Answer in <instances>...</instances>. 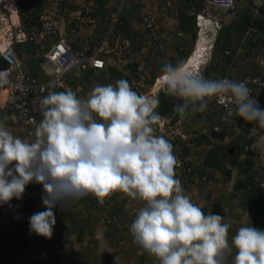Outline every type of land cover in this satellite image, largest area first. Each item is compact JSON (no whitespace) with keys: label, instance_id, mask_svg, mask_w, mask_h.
I'll return each mask as SVG.
<instances>
[{"label":"clouds","instance_id":"1","mask_svg":"<svg viewBox=\"0 0 264 264\" xmlns=\"http://www.w3.org/2000/svg\"><path fill=\"white\" fill-rule=\"evenodd\" d=\"M20 1L25 0H18L19 16ZM27 1L32 7L36 0ZM216 11L215 19L219 21ZM213 39L214 35L207 40L205 53L210 56L203 57L199 67H186L183 60L165 61L152 95L139 94L126 79L96 83L86 98L70 87L49 91L40 100L42 119L32 121L35 130L31 140L15 136L7 127V117L0 119V205L11 207L13 198L23 199L26 186L40 184L45 210L29 217V231L51 239L56 224L54 208L69 210L74 202L90 194L104 204L112 194L123 193V201L131 197L144 202L129 232L138 252L154 256L157 260L153 262L229 264L231 258V264H264V229L241 226L229 242L231 222L212 211L206 214L185 193L176 176L179 161L174 153H186L177 149L174 141L200 132L191 123L196 113L207 112L213 98L230 100L222 119L238 117L264 127V108L245 82L204 75ZM3 82L5 78L0 75ZM57 86L64 87L56 81L49 85ZM163 94L182 101L174 107L178 113L158 112ZM170 113L185 118L181 131L184 137L178 134L172 140L156 134L154 125L160 114ZM204 130L212 136V143H225L227 151L232 148L233 152L228 135L218 138L217 125H208ZM194 154L193 166L202 164L200 159L195 161ZM225 167L231 170L230 165ZM109 203L113 206L112 200ZM107 215L106 222L114 229L122 226L118 213Z\"/></svg>","mask_w":264,"mask_h":264},{"label":"built area","instance_id":"2","mask_svg":"<svg viewBox=\"0 0 264 264\" xmlns=\"http://www.w3.org/2000/svg\"><path fill=\"white\" fill-rule=\"evenodd\" d=\"M130 1L139 8L138 19L130 21L134 31L139 30L142 34L140 36L133 37L119 27L124 24L122 10ZM110 2L113 5L107 4L108 12L102 19L106 25L100 38L96 39L99 19L95 14V0H36L30 9L31 15L25 20L19 16L18 0H0V75L6 81L0 83V92H5L0 115L7 117V127L15 136L33 139L35 126L32 121L38 123L42 119L40 100L49 91H63L65 87H70L86 98L92 86L90 83L84 86L80 80L88 73L98 77L109 69H115L117 75L110 76L108 72L105 84L126 79L139 94L152 95L160 77V74L154 77L152 58L166 55L173 38L182 39L185 36L179 27V8H183L188 17L194 18L197 39L204 41L202 52L205 53L207 40L215 36L220 26L214 10H234L236 7L235 0H203L200 10L192 1L182 5L181 0ZM230 3L234 6L228 7ZM259 3L264 4V0H259ZM26 43L36 49V72L28 68L17 51L18 45ZM208 56L206 54L204 58ZM257 64L264 66V60L259 58ZM72 77L74 84L70 83ZM53 81L64 87L50 88ZM237 81L245 82L253 93L255 87H264L260 77L250 74ZM211 101L224 110L230 103L229 98L223 96ZM184 122L185 118L180 115L160 114V120L154 125L156 134L172 140L178 134L184 137L181 132ZM174 154L179 161L176 170H193L192 154H183L179 150ZM10 203L11 207L5 206L12 211L20 206L15 198Z\"/></svg>","mask_w":264,"mask_h":264},{"label":"trees","instance_id":"3","mask_svg":"<svg viewBox=\"0 0 264 264\" xmlns=\"http://www.w3.org/2000/svg\"><path fill=\"white\" fill-rule=\"evenodd\" d=\"M189 1H192L196 5L197 10L202 8L203 0H181V3L182 5H186ZM108 3L113 5L110 0H95V14L98 19L101 20L105 14H107L108 8L106 6ZM19 6L21 19L25 20L26 17L31 15V4L25 0L20 1ZM235 6L234 10L227 9L216 11L219 13V15L216 13V16L220 21V26H218L213 39V50L210 60L204 67V75L209 79L227 77L237 81L250 74L258 76L264 81V66H259L257 64L259 58L264 60V5L258 4L257 0H235ZM138 10V5L130 1L126 3L121 13V19L124 24L119 27L133 37L142 35L139 30L134 31L130 21H136L138 19ZM183 10V8L179 9L178 22L183 32L187 33V37L181 39L179 44L177 43L172 46L175 47L179 55H177L176 58H173L174 56L165 57L168 53L164 56L155 55L154 58H152L151 64L154 71L161 69L165 61H171L173 63L176 62V59L177 61L181 59L185 61L190 55L192 46L188 48L187 45L188 42H191V45L194 43L196 38V26L194 18L188 17ZM103 23L106 25L105 22L101 21V25ZM17 51L23 59L25 57L24 61L28 68H30L32 72H36V60H34L32 55L35 51L33 45L28 43L18 45ZM226 51H229V53H226ZM245 59L254 62L252 70H248L247 73L243 71V73H240L232 69L234 66L238 65V61H243ZM226 65L228 66L227 68ZM108 72L110 76L117 75L115 69H109L105 74L99 73V75L101 74L98 76L99 78L94 73H88L86 78L89 79L88 81H90V83L94 78H97L98 83L105 84ZM80 81L83 82L84 78ZM70 83H75L73 77L70 78ZM83 85L85 86L84 83ZM254 90L255 93H252V95L258 100L260 107L264 108V87H255ZM163 96L166 95L163 94ZM225 111L226 110L222 107L210 101L207 112L196 113V119H193V127H196L195 131L198 130L200 132H197L196 136L188 139H182L179 142L178 140L174 141L177 149L182 148L181 150L186 154H192V152H194L196 159H200L202 163L197 166H192L193 170L190 172L181 170L179 173L180 176L177 173L176 176L181 180L182 186L187 192L192 187L191 185L197 182L198 185L210 183L209 180L213 178V172L216 170L221 171V173L226 172L230 177L231 170H227L225 167V162H229L231 169L235 171H233L234 180L232 189L230 192H226V195L236 200V202L229 204L225 210L229 217H232V219L235 218V223L243 219L244 221L242 220L243 222L240 223L241 226L254 227V223L258 218L264 216V160H262L264 158V148L261 149L257 146L256 139L261 138L264 143V127L258 126L255 122H246L238 117H232V120L226 121L222 119ZM158 112L178 113L175 109L168 107L163 109L158 108ZM199 118L203 119V121L198 122ZM199 123L202 126L199 125ZM209 124L218 126L219 139H223L225 135L231 138L230 146L233 147L232 154L227 151L225 143H212V136L209 137L204 130ZM202 142L206 144L202 146L200 151L194 149ZM252 143L255 144L252 146ZM202 177L204 178L202 179ZM196 179H198V181H195ZM196 187L201 188L202 186ZM205 187L211 190L214 189L212 186ZM84 199H87L89 202L82 205L81 209L77 211L74 210V207L78 205L75 203L69 210L60 211L59 208L55 210L56 219L58 217L60 221V227L55 228V232L51 239L36 235L35 233H30L29 231V217L33 213L39 211L41 208H39V206L42 204L41 201L40 204L36 203L33 205L37 210L35 208L33 213H27L28 220L19 224V230L18 228L17 231L14 228H10L9 231L5 233V228L1 227L0 255L4 257L2 264H9L10 260L18 259L20 255L24 254L26 260L32 259L34 255L33 259L42 262L52 258V261H60L62 264H91V261L89 263L87 260L86 252L91 254L92 246H95L97 242L93 239L89 244L87 239L92 237L93 231L98 228L96 224L101 221V218L99 215H96V221L93 222L91 217L87 214L84 215V213L90 214L92 210H96L106 217V212L108 210L111 214L117 213L118 210L109 205V201L113 200L114 196L109 198L104 204L99 203L98 198L91 194L85 196ZM110 207L111 209H109ZM17 209L15 210L17 211ZM202 209L207 214L208 208L203 207ZM212 212L214 213V211ZM224 213V210L215 212V214H220L222 216ZM256 228L262 229L261 226H257ZM237 229L238 227H235L233 223L229 229V242H231V238L235 235ZM71 236H75V240H71ZM65 244L67 245L65 246ZM87 249L89 250L87 251ZM34 253H37L38 256L35 257ZM143 256H145L144 252L138 257L141 258ZM137 262L138 264H142L141 259H138ZM149 262H152L150 264H158V261L153 262V260H150Z\"/></svg>","mask_w":264,"mask_h":264},{"label":"rangeland","instance_id":"4","mask_svg":"<svg viewBox=\"0 0 264 264\" xmlns=\"http://www.w3.org/2000/svg\"><path fill=\"white\" fill-rule=\"evenodd\" d=\"M215 13H217L219 15L218 12H215ZM194 43H192V45H191V42H188V45H187L188 48L190 46H192L191 49L193 50ZM28 57H29V55H28ZM165 57H169V54L166 55ZM24 59H25V57H24ZM26 59H27V57H26ZM176 61H177V59H176ZM253 65H254V62L245 59L243 61H238V65L234 66L233 69L235 71H239L240 73L242 71L247 72L248 70L253 69L252 68ZM227 67L228 66L226 65V68ZM249 68H251V69H249ZM160 73H161V69L155 70L154 71V77L156 75H159ZM88 80L89 79H87L85 76L82 84L83 83L84 84L90 83V81H88ZM96 83H98V79L94 78L93 81L90 83V85L93 87L94 84H96ZM256 139H257V146L259 148L263 149L264 148L263 140L261 138H259V139L256 138ZM254 144L252 143V146ZM200 149L201 148H197V151H200ZM262 160H264V158ZM195 161L197 162L198 159H196ZM233 171H235V170L231 169L230 177H229V175L225 177L224 175H227V174L224 173V174H222L221 180L220 181L218 180L219 182L217 180H215L213 182V185H214L213 190L208 189L205 186H202L201 188L192 186L187 192L185 190V193L192 198V201L195 204L200 205L202 208L207 207L208 208L207 213L209 211H214V214H215L216 211L224 210L225 213L223 214V217L225 218V222H231L232 225L234 223V226L239 228L241 226L240 223H242L244 220L241 219L240 222L237 221V223H235L236 222L235 218L232 219V217H229L226 210H225V209H227L229 204H232V202L233 203L236 202V200L229 198L226 195V192L227 193L230 192L232 189V186H233V184H232V181L234 179L233 178ZM180 172H181V170H176V173L178 175ZM234 175H235V173H234ZM42 193H43L42 186L40 184L35 183V186H33V185L32 186H30V185L26 186V190L23 194V197L27 201L30 200L31 205H34L36 203L40 204ZM116 195H117V197H116ZM113 196H114V199L112 200L113 206H111V207L118 210L117 213L122 218V226H120L119 228L114 229L109 223L106 222V217L103 214L97 212L96 210H92V213L90 212V214L84 213V215L85 214L89 215L91 217V219L93 220V222L96 221L95 220L96 215H99L101 218V221L96 224L97 225L96 227H98V228L93 231L92 237L87 239L88 240L87 242H89V244L91 243V240H93V239L96 240V242H97L95 246H92L93 247L91 250L92 255L89 254L88 252H86L87 260L89 261V263L91 261V264H138L136 262L138 261V259H141L142 264H147V263L150 264V262H149L150 257L152 258L151 260H156V258L154 256H150L147 252H146L145 256L138 258V256L140 255V253L138 252V249H139L138 245L133 242V237L129 232V226H130L131 222L134 220L135 215L138 212L139 208L143 206L144 202L141 201L139 198L133 199L131 197L129 200L123 201V197H122L123 193H117L116 192V193L112 194L110 196V198H112ZM88 202L89 201L87 199H84V198L74 202L75 204H78L76 207H74V210L77 211V210L81 209V206L85 205ZM111 207L109 209H111ZM35 208L30 207L29 212L33 213V210H35ZM39 208H40L39 211L45 210V208L42 204L39 206ZM5 209L7 211H10V213H11V210H9L4 204L3 209H1L4 212H3V214H0V218H2V221H0V227L5 226L4 224L10 225L13 223L10 226L12 228H14L16 231H17V228L19 230L20 227L15 226V224L17 225V223L14 221V219L17 220V218L13 219V216L18 217V219H19V218L23 217V215H18V214H9L8 215V212H5ZM56 209H58V208H54L53 211L55 212ZM36 210H37V208H36ZM108 211H107V213H109ZM100 212H102V211H100ZM24 215H25V213H24ZM27 217H28V215L26 214L24 219H23V220H25V222L28 220V219H26ZM23 220L21 219V221H23ZM59 223H60V221H59V218L57 217L56 224L54 226V230H55V228L60 227ZM257 226H261L262 229H264V216L259 217L258 220L254 223V227H257ZM8 229H5L6 230L5 233H7L9 231ZM70 239L75 240V236H71ZM36 240H39V239H36ZM66 245L67 244H65V246ZM88 250L89 249H87V251ZM147 254L149 257L146 256ZM33 256H32V259H33ZM37 256H38V254L35 255V257H37ZM91 257L94 259H92ZM3 258H4L3 255H0V261H1L0 264H2ZM230 259L231 258H229V264H231ZM39 261L33 259V262H35V263H38ZM50 262L52 264H62L60 261H56V260L52 261V258L50 259ZM16 263L17 264H30L29 262L26 261V258L24 255H20L19 258L16 260Z\"/></svg>","mask_w":264,"mask_h":264},{"label":"crops","instance_id":"5","mask_svg":"<svg viewBox=\"0 0 264 264\" xmlns=\"http://www.w3.org/2000/svg\"><path fill=\"white\" fill-rule=\"evenodd\" d=\"M103 27H104V25L102 24L101 25V22H99L98 24H97V29L95 30V38L96 39H99L100 38V36L102 35V31H103ZM180 41H181V39L180 38H173V41H172V46H174V44L176 45L177 43L179 44L180 43ZM172 46H170V49L168 50V54H169V56H174L173 58H176L177 57V55H179V53H178V51L175 49V47H172ZM168 47H169V45H168ZM35 49V48H34ZM35 52H36V49H35V51H34V53L32 54L33 55V57H34V60H35ZM30 69V68H29ZM31 70V69H30ZM3 92H0V95L2 94ZM4 98H5V95L3 96ZM3 97H1L0 98V104H2L3 103ZM162 99V100H161ZM160 105H159V108H166V107H168V108H173V109H175L174 107H175V105L177 104V103H180V102H182V101H180L178 98H176V97H172V96H170V97H168L167 98V96H163L162 98H160ZM176 111V110H175ZM0 119H2V117H1V115H0ZM214 125V124H213ZM192 126H193V123H192ZM230 165V163L229 162H225V165ZM231 166V165H230ZM214 174H213V178H210V180H209V182L210 183H208V184H201V185H198V182L197 183H195V184H193V185H191V186H194V187H196V186H214L213 185V182L215 181V180H221V178H222V174L223 173H221V171H219V170H216V171H214L213 172ZM225 177L227 176V175H224ZM229 180V179H228ZM231 180V179H230ZM234 180V179H233ZM218 181V182H219ZM232 184H233V181H232ZM30 186H35V183H31V184H29ZM17 201H19L20 202V206L18 207V209H17V211L16 210H14V211H12L11 210V213H10V211H7L6 209H5V212H8V215L9 214H18V215H23V217H21V218H17V220H15L14 218H16V217H14L13 216V219H14V221L17 223V225L15 224V226H19V224H21V223H23V222H25V220H23L24 219V217H25V215L29 212V208L30 207H33V205H31V202H30V200L29 201H27L24 197H23V199H21V200H17ZM1 209H3V205H0V214H3V210H1ZM12 212H14V213H12ZM24 213H25V215H24ZM17 215V216H18ZM9 218V217H8ZM28 218V217H27ZM26 218V219H27ZM1 220L0 221H2V218H0ZM21 219L23 220V221H21ZM6 223V222H5ZM13 224V223H12ZM12 224H10V225H12ZM5 226H3V228H5V229H10V228H12L10 225H6V224H4ZM1 228V227H0ZM8 229V230H9ZM35 255H37V253H34ZM145 254H146V252H145ZM24 256H25V254H24ZM26 258V257H25ZM150 259H152L151 257H150ZM16 260L17 259H13V260H10V263L9 264H17L16 263ZM231 260V259H230ZM27 262H29L30 264H50L51 262H50V260H47V262L45 261V262H42V261H39L38 263H34L33 262V260L32 259H29V260H26ZM1 262V261H0ZM150 263H152V262H150Z\"/></svg>","mask_w":264,"mask_h":264},{"label":"bare ground","instance_id":"6","mask_svg":"<svg viewBox=\"0 0 264 264\" xmlns=\"http://www.w3.org/2000/svg\"><path fill=\"white\" fill-rule=\"evenodd\" d=\"M205 46L204 41L198 38L194 45V52H191L186 61L184 62L186 67H199L202 63V59L206 54L203 51ZM5 95V92L0 95V98ZM4 99V97H3Z\"/></svg>","mask_w":264,"mask_h":264},{"label":"water","instance_id":"7","mask_svg":"<svg viewBox=\"0 0 264 264\" xmlns=\"http://www.w3.org/2000/svg\"><path fill=\"white\" fill-rule=\"evenodd\" d=\"M229 152H232V148H229V150H228Z\"/></svg>","mask_w":264,"mask_h":264},{"label":"flooded vegetation","instance_id":"8","mask_svg":"<svg viewBox=\"0 0 264 264\" xmlns=\"http://www.w3.org/2000/svg\"><path fill=\"white\" fill-rule=\"evenodd\" d=\"M170 97V96H167V98Z\"/></svg>","mask_w":264,"mask_h":264}]
</instances>
